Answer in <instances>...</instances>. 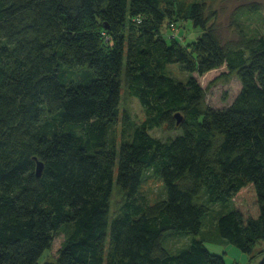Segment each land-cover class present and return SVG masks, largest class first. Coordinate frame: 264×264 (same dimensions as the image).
<instances>
[{
    "label": "trees",
    "instance_id": "1",
    "mask_svg": "<svg viewBox=\"0 0 264 264\" xmlns=\"http://www.w3.org/2000/svg\"><path fill=\"white\" fill-rule=\"evenodd\" d=\"M176 14L202 28L192 47L161 35ZM209 21L201 2L0 0V264H39L62 228L57 264H226L200 234L231 199L219 238L264 264V35L224 42ZM234 75L233 103L205 106ZM123 88L145 119L125 111L119 143ZM162 127L181 133L150 135ZM147 171L166 188L155 203ZM168 233L193 237L175 253Z\"/></svg>",
    "mask_w": 264,
    "mask_h": 264
},
{
    "label": "rangeland",
    "instance_id": "2",
    "mask_svg": "<svg viewBox=\"0 0 264 264\" xmlns=\"http://www.w3.org/2000/svg\"><path fill=\"white\" fill-rule=\"evenodd\" d=\"M176 3L183 4L185 9L195 2L205 5L206 16L210 21L209 27L215 24L224 42L237 41L239 34L245 32L248 36L264 35V0H174ZM258 4L262 10L254 12L251 6ZM171 22V23H170ZM202 28H196L191 19L181 17L176 14L166 22L161 29V35L168 41H176L184 46L192 47L199 36H202ZM108 38V37H107ZM108 40V39H107ZM171 74L178 80L186 81L189 73L182 70L180 64H170L168 66ZM241 82L236 75L230 79L221 80L213 85L207 92L205 106L215 109L228 108L241 91ZM125 111H128L132 120L141 123L145 119V111L139 100L131 96L125 88L122 89V100L120 104V121L115 127L118 142L121 140V119ZM150 135L163 141L171 139L181 133L179 128L172 130L166 127L154 128L149 131ZM140 194L146 196L150 203H155L166 197L165 185L159 177L152 171H147L140 188ZM118 193L115 188L111 202V214L118 211ZM205 202L204 197L201 199ZM234 206V200L227 203H217L209 205V211L203 218L201 237L206 240V246L211 253L220 254L225 257L226 264H257L252 262L248 254L243 253L235 246L224 243L219 238L217 228L218 220L224 213L229 212ZM192 235H178L168 233L165 246L173 252H178L189 245ZM66 241V231L62 228L56 232L50 248L44 252L39 260V264H57L59 252ZM260 249H264V242L258 244Z\"/></svg>",
    "mask_w": 264,
    "mask_h": 264
},
{
    "label": "water",
    "instance_id": "3",
    "mask_svg": "<svg viewBox=\"0 0 264 264\" xmlns=\"http://www.w3.org/2000/svg\"><path fill=\"white\" fill-rule=\"evenodd\" d=\"M176 117H177L178 123H180L181 120H182L181 115L177 114ZM42 170H43V163L39 161L38 164H37V175L39 177L42 175Z\"/></svg>",
    "mask_w": 264,
    "mask_h": 264
}]
</instances>
